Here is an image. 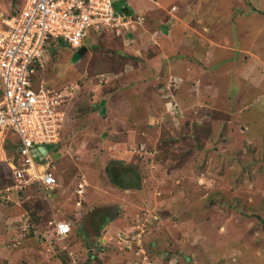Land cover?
Here are the masks:
<instances>
[{
  "label": "rangeland",
  "instance_id": "obj_1",
  "mask_svg": "<svg viewBox=\"0 0 264 264\" xmlns=\"http://www.w3.org/2000/svg\"><path fill=\"white\" fill-rule=\"evenodd\" d=\"M138 1L146 2L115 3L123 8ZM22 3L0 0V23ZM141 16L134 30L149 22ZM262 32L254 44L238 40V47L264 49ZM102 33H89L83 42L89 52L81 59L78 47L68 43L46 50L49 86L61 92L76 87L63 107V143L47 146L51 157L63 155L53 158L59 195L50 203L32 188L23 205L14 192V201L1 192L0 249L6 250L0 264H65L42 237L48 235L50 212L57 222L70 224L69 249L80 263L89 254L88 264H144L146 253L153 264H264V84L254 88L244 81L242 61L214 63L222 93L212 101L201 95L176 125L159 92L167 78L151 73L146 61L155 48H144L133 79L134 62L114 53L122 50L121 40ZM103 97L106 114L99 111ZM152 103L156 108L150 110ZM10 143V149L18 144ZM128 171L135 187L124 180L118 186L113 175L125 178ZM37 216L46 222L35 228Z\"/></svg>",
  "mask_w": 264,
  "mask_h": 264
},
{
  "label": "built area",
  "instance_id": "obj_2",
  "mask_svg": "<svg viewBox=\"0 0 264 264\" xmlns=\"http://www.w3.org/2000/svg\"><path fill=\"white\" fill-rule=\"evenodd\" d=\"M148 1L158 4V0ZM141 19V15L138 17L135 13L120 12L115 7V0H23L21 6L8 16L2 15L0 165H8L14 178L12 185L0 191V194L5 191L4 195L7 197L3 196L4 199L14 201L11 196L14 192L18 198L15 202L20 204L31 198L28 192L32 188L41 190L46 195L59 186L51 165L47 163L41 171L39 160H36L33 154V151L40 147L61 142V133L66 122V111L63 107L65 102L70 100L72 89L76 88L72 86L71 91L61 92L49 86L45 78L49 40H61L81 47L93 31L125 34L134 31L138 22L135 20ZM34 75L38 77L37 81ZM180 83V80H171L167 88L170 90L172 86L178 87ZM169 109L174 111L176 121L183 117V111L176 103H171ZM13 135L17 138L15 142L12 140ZM10 142L20 143L16 144L15 154L18 159L16 155L8 153L7 145H10ZM78 193L81 196L80 190ZM140 224L138 221L137 225ZM49 225L51 237L46 234L42 237L48 239L50 246H59L67 251L69 264H80L78 257L69 249L70 224L53 220ZM28 228L30 224H27L25 230ZM143 232L145 233L143 228L139 233L132 232L137 233L136 242ZM139 251L144 253L142 249ZM141 262L153 264L146 253L143 254Z\"/></svg>",
  "mask_w": 264,
  "mask_h": 264
},
{
  "label": "crops",
  "instance_id": "obj_3",
  "mask_svg": "<svg viewBox=\"0 0 264 264\" xmlns=\"http://www.w3.org/2000/svg\"><path fill=\"white\" fill-rule=\"evenodd\" d=\"M209 1L158 0V4L150 1L144 3L138 1L136 6L125 7H129L133 13L146 15L149 22L145 26H141L140 30L125 33L123 36L117 37L112 34L117 38V41L121 40L118 45L122 50L117 49L120 53H126V50L134 52L128 58L134 62L135 71H131L133 74L129 73L130 78L133 79L137 77V68L142 67L141 64L145 60L143 57L144 48H152V50L155 48L154 55L146 59L152 65L149 71L151 73L160 72L159 77L161 78L163 76L167 79L170 77L179 78L181 83L177 90V104L184 110L192 108L201 95L212 101L222 93L216 86V69L212 66L215 64L242 61L240 72H243L244 81L254 88L264 84L262 79L259 80L263 76L264 70L262 66L264 49L254 46L250 49L237 45L238 40L243 42L244 39L254 44L260 34L263 36L264 0H217L218 2H214L212 5H209ZM205 2L209 6H206ZM252 25L254 26L250 27ZM240 54L245 58L242 56L240 59ZM210 89L215 90V95L211 94L213 92H210ZM102 99L104 100L100 102L107 104L106 97ZM217 107L224 106L217 105ZM154 108H156V103L151 104L150 110ZM62 143L63 137L59 144ZM63 149H65V144ZM47 156L39 158V169L43 171L48 163L54 173V170H57L55 166L57 162L53 159L55 156L51 157L49 152ZM55 158L58 161L63 158V155L58 153ZM55 173L57 174V171ZM55 190L48 192L46 194L48 198L43 199L49 200L48 202L51 203L53 197L59 195V191ZM33 191L41 192L38 189H33ZM30 200H25L22 204H28ZM55 218L56 214H51V212L48 222L43 216H37L34 219L40 222H36L34 226L36 228V225L41 226L46 222L45 228L47 225L49 228V222L56 220ZM27 220L30 224H34L31 220L29 221V217ZM109 225V229H112V223ZM47 234L51 236V228ZM5 250L0 249V254H4Z\"/></svg>",
  "mask_w": 264,
  "mask_h": 264
},
{
  "label": "trees",
  "instance_id": "obj_4",
  "mask_svg": "<svg viewBox=\"0 0 264 264\" xmlns=\"http://www.w3.org/2000/svg\"><path fill=\"white\" fill-rule=\"evenodd\" d=\"M146 1H148V0H146ZM153 3V2H152ZM115 7H116V3H115ZM117 8V7H116ZM120 12H127V13H129V14H133V12L132 11H130L129 10V7H123V8H117ZM105 34H108V33H110V34H113V35H115L116 36V34L115 33H112V32H109V31H103ZM101 34H103L102 32H101ZM49 44H48V46H47V49H49V47L50 48H52V47H54L56 44H64L65 42H63V41H61V40H49ZM89 52V50H88V47H86V45L84 46H81V47H78V54H79V56H80V59L81 58H84L86 55H87V53ZM114 53L115 54H118L119 56H121V58L123 59V60H125V59H128V58H130L129 57V55L127 54V53H118L117 51H115L114 50ZM111 70H113V73H115V71H116V68H111ZM171 80H173L174 81V78L173 77H170V78H168L167 80H166V82L165 83H163V85L161 86V88L159 89V92H160V95H161V98L163 99V100H165V99H168V101H167V103H166V108H167V105H170L171 103H176L177 104V102L175 101V99H174V96H176V91L178 90V87H176V86H172L171 88H170V90L167 88L168 87V83L171 81ZM170 95V96H169ZM169 97V98H168ZM173 99V100H172ZM177 106H178V108L180 109V110H182V111H185L184 109H182V108H180V106L177 104ZM100 108H99V111L102 113V114H106L105 112H106V103L105 102H103L100 106H99ZM186 112V111H185ZM181 122V120H179V121H176V120H174V124H176V123H180ZM177 125V124H176ZM18 144H20V143H18ZM10 145H7V150H8V153L10 154V153H13V154H15V152L17 151V148L16 147H14V148H11L10 149V147H9ZM17 146H19V145H17ZM11 176H12V171H11V169H10V167L8 166V165H0V187H2L3 188V186H10L11 184H12V181H11ZM125 176V178L123 177V176H121L120 175V177H118L116 174H114L113 175V178L115 179V181L114 182H116L117 184H118V186H120V185H122L121 183H120V181H127V183H133V185H134V187H135V184L137 183V182H135V181H131V180H133V174H132V172L131 171H128V172H126V174L124 175ZM124 186H126V185H124ZM1 188V189H2ZM1 197V196H0ZM3 198V197H2ZM4 199V198H3ZM5 200V199H4ZM49 251H52V253L54 254V255H56L57 257L59 256L60 258H62L63 259V262H65V264H69V262H70V257H69V254H68V252L67 251H65V250H62V249H60V247L58 246L56 249H48ZM78 253V252H77ZM78 254H80V253H78ZM93 255H89L88 254V258L89 259H87V261H85V263H80V264H88V263H86V262H88L89 260H92L93 259V257H92ZM78 259H80L79 257H78ZM80 262V261H79Z\"/></svg>",
  "mask_w": 264,
  "mask_h": 264
},
{
  "label": "water",
  "instance_id": "obj_5",
  "mask_svg": "<svg viewBox=\"0 0 264 264\" xmlns=\"http://www.w3.org/2000/svg\"><path fill=\"white\" fill-rule=\"evenodd\" d=\"M36 150L33 151V154L35 155L36 160H39L40 157H46L48 155L47 147H40Z\"/></svg>",
  "mask_w": 264,
  "mask_h": 264
},
{
  "label": "bare ground",
  "instance_id": "obj_6",
  "mask_svg": "<svg viewBox=\"0 0 264 264\" xmlns=\"http://www.w3.org/2000/svg\"><path fill=\"white\" fill-rule=\"evenodd\" d=\"M53 214V213H52Z\"/></svg>",
  "mask_w": 264,
  "mask_h": 264
}]
</instances>
